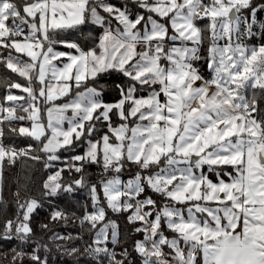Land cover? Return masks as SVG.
I'll list each match as a JSON object with an SVG mask.
<instances>
[{
    "label": "snow or ice",
    "instance_id": "6c2138e0",
    "mask_svg": "<svg viewBox=\"0 0 264 264\" xmlns=\"http://www.w3.org/2000/svg\"><path fill=\"white\" fill-rule=\"evenodd\" d=\"M0 64L26 81L9 85L4 99L13 103L0 104V125L36 142L6 146L0 127V181L21 157L45 169L62 163L43 195L71 201L87 190L92 210L76 219L93 233L83 252L96 264H264V0H0ZM98 126L107 129L99 136ZM88 164L102 169L101 183L86 179ZM126 166L136 173L125 182ZM40 206L18 199L0 241L30 245ZM109 211L126 213L143 234L131 250L115 251ZM50 219L68 214L57 209ZM53 238L68 242L57 245L64 254H81L79 236ZM41 248L49 245L14 249L13 264L26 255L49 264Z\"/></svg>",
    "mask_w": 264,
    "mask_h": 264
},
{
    "label": "trees",
    "instance_id": "16d2710c",
    "mask_svg": "<svg viewBox=\"0 0 264 264\" xmlns=\"http://www.w3.org/2000/svg\"><path fill=\"white\" fill-rule=\"evenodd\" d=\"M202 28L204 24L200 25ZM86 30V29H85ZM77 35H79L77 33ZM207 44V41H206ZM116 74L113 73V76ZM103 80L107 81L110 86L115 81L109 79L107 76L102 77ZM13 81H18L22 84L26 83L25 80L20 78L17 74L10 72L0 64V101L4 103L5 96L9 91V85ZM75 89L73 90L74 94ZM255 91L257 96L260 95L259 89L248 90V95L251 96L252 92ZM11 92L16 95L24 94L19 92L17 89H11ZM142 95V94H138ZM71 97H65L57 103L63 102ZM115 99V93L107 91L105 93L106 102H112ZM12 103V102H10ZM22 103V102H17ZM7 104H9L7 102ZM6 104V105H7ZM22 114V113H20ZM46 120V118H45ZM115 120V118H114ZM13 126H28L30 123L27 121L14 122ZM5 133L3 137V143L6 146H15L17 148L27 147L28 144L36 145V142L13 134L8 124L0 125ZM106 128H99L97 135H102ZM38 154V153H33ZM77 154H83V148H77ZM61 157L69 155L68 153H60ZM63 167V164L57 162L54 167L45 169L43 162L33 161L24 157H21L13 165L5 164L3 167V177L0 181V228L8 220H15L17 215V200L23 202L25 198H34L41 203V206L34 211L29 221L30 227L33 230L30 245H22L20 241H0V264H13L12 256L14 255L13 250H23L26 253H31L32 249L36 244H47L48 249L41 248L40 255L46 256L49 260V264H96V261L89 255L83 252V248L92 240L93 233L90 232L87 226L81 228L79 219L85 210L91 211L92 205L88 199L87 190H79L75 199L71 201L67 199L58 198H47L43 195V183L47 180L48 176L54 173L56 167ZM233 171L231 167L225 166L224 171ZM136 173L134 166H126L120 173V178L125 180L128 176H133ZM78 176V174H75ZM209 177L214 180L212 174L208 173ZM85 177L90 183H101L102 169L95 164L85 165ZM63 181L67 183L72 177L64 172L62 175ZM19 192V196H17ZM157 199V197H154ZM60 210L68 214L67 221H56L53 222L50 219V215L54 210ZM108 219L114 221L118 226L120 245H117L115 251L120 252L121 245L129 246L137 239L142 237V233H135L132 229V225L128 223L127 214H116L111 211L108 212ZM42 225H48L47 229L42 228ZM71 234L73 237L79 236V240H75V246L81 248V254L79 256H69L64 254L63 247L59 248L57 245L68 246V242H62L55 240L54 235L67 236ZM110 239V236H109ZM111 248V244H109ZM16 264H20L19 260ZM23 264H30L28 256L26 255L23 260ZM103 264H108L107 260H104Z\"/></svg>",
    "mask_w": 264,
    "mask_h": 264
},
{
    "label": "rangeland",
    "instance_id": "374dc122",
    "mask_svg": "<svg viewBox=\"0 0 264 264\" xmlns=\"http://www.w3.org/2000/svg\"><path fill=\"white\" fill-rule=\"evenodd\" d=\"M220 43H221V45H223L224 44V41H220ZM202 55H204L205 57L207 56V50H206V47L204 48V50H203V52H202ZM198 67H199V70H200V72H201V75H203L206 79H210L211 78V74H210V72H209V70H208V68H207V65L204 63V61L203 60H201L199 63H198ZM138 94H145L146 95V93H137V95ZM20 95H25V94H20ZM161 99H163V97H161ZM7 102L8 101H4V103H5V105L7 104ZM13 103V102H12ZM1 104H2V102H1ZM60 167H56V169H59ZM203 171H204V173L206 174V175H208V173H210L209 171H208V168H207V166H205L204 167V169H203ZM226 171V170H225ZM227 172H232V171H227ZM210 174H212V176L214 177V180L211 178V177H209L210 179H212L214 182L216 181V174L215 173H210ZM132 176H128L125 180H122L121 178V180L122 181H127L128 179H130ZM222 178L226 181V182H229V177L228 176H222ZM157 199H159L158 197H157ZM169 235H171L170 233H169ZM143 238V234H142V237L140 238V239H142Z\"/></svg>",
    "mask_w": 264,
    "mask_h": 264
},
{
    "label": "crops",
    "instance_id": "0c3cea01",
    "mask_svg": "<svg viewBox=\"0 0 264 264\" xmlns=\"http://www.w3.org/2000/svg\"><path fill=\"white\" fill-rule=\"evenodd\" d=\"M55 50H56V51H60V52H66V51H69L68 49H66V48H64V47H62V46H57ZM14 55H19V54H15V53H14ZM23 59H27V57H23ZM64 62H65V61H64L63 59L53 61V63H54L57 67H62ZM54 83H55V82H54ZM70 98H71V97H70ZM70 98H69V99H70ZM8 103L11 104L10 102H8ZM16 103H17V102H16ZM60 103H61V102H60ZM0 104H1V101H0ZM2 104H3V102H2ZM69 115H71V113H69ZM64 126L67 127V124H65Z\"/></svg>",
    "mask_w": 264,
    "mask_h": 264
}]
</instances>
